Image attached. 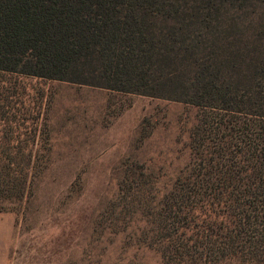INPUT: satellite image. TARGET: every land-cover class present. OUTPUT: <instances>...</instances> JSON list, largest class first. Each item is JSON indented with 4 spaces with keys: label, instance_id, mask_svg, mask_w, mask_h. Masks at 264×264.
Instances as JSON below:
<instances>
[{
    "label": "trees",
    "instance_id": "trees-1",
    "mask_svg": "<svg viewBox=\"0 0 264 264\" xmlns=\"http://www.w3.org/2000/svg\"><path fill=\"white\" fill-rule=\"evenodd\" d=\"M0 72L185 105L179 168L119 162L93 231L154 264H264V0H0ZM34 154L0 145V212Z\"/></svg>",
    "mask_w": 264,
    "mask_h": 264
},
{
    "label": "rangeland",
    "instance_id": "rangeland-1",
    "mask_svg": "<svg viewBox=\"0 0 264 264\" xmlns=\"http://www.w3.org/2000/svg\"><path fill=\"white\" fill-rule=\"evenodd\" d=\"M186 111L158 98L0 72V145L33 147L39 165L22 207L0 212V264H154L153 255L117 240L103 246L94 223L112 200L122 160L161 154L179 168Z\"/></svg>",
    "mask_w": 264,
    "mask_h": 264
}]
</instances>
